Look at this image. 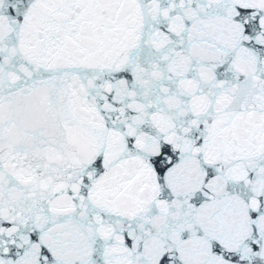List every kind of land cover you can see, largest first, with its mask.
<instances>
[{
    "label": "snow or ice",
    "instance_id": "1",
    "mask_svg": "<svg viewBox=\"0 0 264 264\" xmlns=\"http://www.w3.org/2000/svg\"><path fill=\"white\" fill-rule=\"evenodd\" d=\"M0 264H264V0H0Z\"/></svg>",
    "mask_w": 264,
    "mask_h": 264
}]
</instances>
